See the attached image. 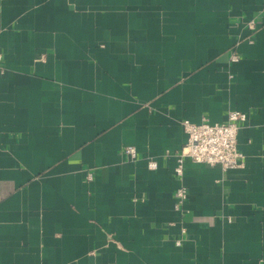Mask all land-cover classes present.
I'll return each mask as SVG.
<instances>
[{
	"label": "crops",
	"instance_id": "obj_1",
	"mask_svg": "<svg viewBox=\"0 0 264 264\" xmlns=\"http://www.w3.org/2000/svg\"><path fill=\"white\" fill-rule=\"evenodd\" d=\"M0 54V264H264V0H0ZM232 109L244 167L177 177Z\"/></svg>",
	"mask_w": 264,
	"mask_h": 264
},
{
	"label": "built area",
	"instance_id": "obj_2",
	"mask_svg": "<svg viewBox=\"0 0 264 264\" xmlns=\"http://www.w3.org/2000/svg\"><path fill=\"white\" fill-rule=\"evenodd\" d=\"M248 29L255 31V22L253 20L247 22ZM249 42L253 39L249 38ZM239 55L235 52L230 54V62H237ZM1 60V54H0ZM232 78V74H229ZM247 118L245 112L239 110H228L227 118L224 122H209L202 120L201 122H192L188 119L181 121V126L186 134V140L181 149L176 154V165L174 173L181 178L183 175V163L185 159H191L194 162L207 163L209 165L218 164L222 170L243 168L244 155L237 148V134L240 124ZM122 154H126L130 159H135L136 149L132 145L123 146ZM150 169L157 167V162L150 160L147 162ZM87 179H92V174H87ZM174 208L182 214L184 209V201L187 197V190L184 186H179L175 190ZM230 219L227 218V221ZM184 232V230H182ZM177 245L181 243V239L176 240Z\"/></svg>",
	"mask_w": 264,
	"mask_h": 264
}]
</instances>
